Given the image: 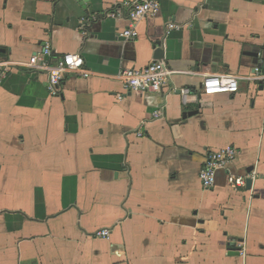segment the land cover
I'll return each mask as SVG.
<instances>
[{
  "label": "crops",
  "instance_id": "0c3cea01",
  "mask_svg": "<svg viewBox=\"0 0 264 264\" xmlns=\"http://www.w3.org/2000/svg\"><path fill=\"white\" fill-rule=\"evenodd\" d=\"M132 1L0 0V61L50 43L94 73L59 96L25 70L0 86V264H264V83L250 80L264 0H163L126 40L128 9L109 16ZM158 42L169 84L127 92L117 75L155 62ZM221 75L239 92L201 96ZM230 147L238 158L205 190L207 155Z\"/></svg>",
  "mask_w": 264,
  "mask_h": 264
},
{
  "label": "built area",
  "instance_id": "2783aa9c",
  "mask_svg": "<svg viewBox=\"0 0 264 264\" xmlns=\"http://www.w3.org/2000/svg\"><path fill=\"white\" fill-rule=\"evenodd\" d=\"M163 0H133L125 3L110 18L123 17L124 9H128L130 28L120 33V37L126 40L136 39L139 34L137 25L147 18L157 17L161 11ZM25 70L33 73L44 74L48 78V90L52 96H59L61 88L67 77L76 76L89 79L94 73L87 68L85 60L81 55L65 54L56 56L50 43L45 44L39 51L30 56L26 63L17 64L10 61H0V86L14 72ZM171 72L167 70L163 62H153L142 69H125L118 75L117 79L122 83L125 90L131 93L159 94L169 84ZM250 80L264 83V71L257 67ZM201 96L217 94H236L239 92V79L231 76H209L204 80ZM182 98L190 95L189 90L181 91ZM163 117V110L155 113V118ZM240 152L235 147L218 151H212L207 155L206 161L201 169L199 179L205 190H212L216 186L217 177L220 172L229 171L238 158ZM228 182L233 190L245 188L246 178L232 174L228 175ZM111 231L100 230L96 237L104 240L110 239Z\"/></svg>",
  "mask_w": 264,
  "mask_h": 264
},
{
  "label": "water",
  "instance_id": "95a60500",
  "mask_svg": "<svg viewBox=\"0 0 264 264\" xmlns=\"http://www.w3.org/2000/svg\"><path fill=\"white\" fill-rule=\"evenodd\" d=\"M164 59H165V52H164L163 42H158L154 60L155 62H162ZM247 184H248V188H250L252 181L248 180Z\"/></svg>",
  "mask_w": 264,
  "mask_h": 264
}]
</instances>
